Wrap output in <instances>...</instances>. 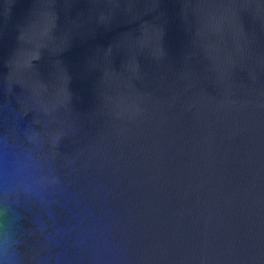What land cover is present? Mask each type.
I'll return each mask as SVG.
<instances>
[{
	"label": "water",
	"instance_id": "1",
	"mask_svg": "<svg viewBox=\"0 0 264 264\" xmlns=\"http://www.w3.org/2000/svg\"><path fill=\"white\" fill-rule=\"evenodd\" d=\"M264 264V0H0V264Z\"/></svg>",
	"mask_w": 264,
	"mask_h": 264
},
{
	"label": "clouds",
	"instance_id": "2",
	"mask_svg": "<svg viewBox=\"0 0 264 264\" xmlns=\"http://www.w3.org/2000/svg\"><path fill=\"white\" fill-rule=\"evenodd\" d=\"M14 257L7 255L6 250H5V255H4V261L5 264H14Z\"/></svg>",
	"mask_w": 264,
	"mask_h": 264
}]
</instances>
